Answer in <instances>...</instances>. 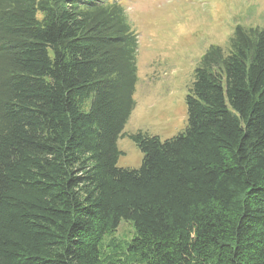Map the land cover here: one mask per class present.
<instances>
[{
	"label": "trees",
	"instance_id": "trees-1",
	"mask_svg": "<svg viewBox=\"0 0 264 264\" xmlns=\"http://www.w3.org/2000/svg\"><path fill=\"white\" fill-rule=\"evenodd\" d=\"M120 1L0 0V264H264V29L208 47L183 130L125 133L137 36ZM125 135L137 168L117 166ZM121 221L130 252L104 260Z\"/></svg>",
	"mask_w": 264,
	"mask_h": 264
},
{
	"label": "rangeland",
	"instance_id": "rangeland-1",
	"mask_svg": "<svg viewBox=\"0 0 264 264\" xmlns=\"http://www.w3.org/2000/svg\"><path fill=\"white\" fill-rule=\"evenodd\" d=\"M137 36V93L125 133L146 131L165 139L186 126L185 95L201 56L211 45L223 49L236 24L264 29V0H121ZM147 73L149 84L142 81ZM88 103L84 105L86 108ZM117 166L137 168L142 153L127 136L117 139ZM133 227L121 221L102 238L103 259L130 252ZM114 249V250H112ZM116 254V253H115ZM131 264H143L128 255ZM105 263V262H104Z\"/></svg>",
	"mask_w": 264,
	"mask_h": 264
},
{
	"label": "crops",
	"instance_id": "crops-1",
	"mask_svg": "<svg viewBox=\"0 0 264 264\" xmlns=\"http://www.w3.org/2000/svg\"><path fill=\"white\" fill-rule=\"evenodd\" d=\"M145 75H146V77H144V79L142 80V81H146L145 82V85L147 86L148 84H149V79H148V76H147V73H145ZM136 86H137V84H136ZM137 93V88H135V93H134V95ZM134 110V109H133Z\"/></svg>",
	"mask_w": 264,
	"mask_h": 264
}]
</instances>
